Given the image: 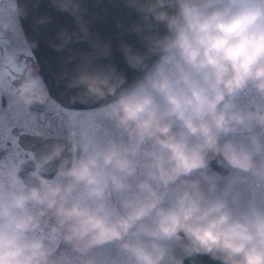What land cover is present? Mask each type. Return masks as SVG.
I'll list each match as a JSON object with an SVG mask.
<instances>
[{"label": "flooded vegetation", "instance_id": "af4514ba", "mask_svg": "<svg viewBox=\"0 0 264 264\" xmlns=\"http://www.w3.org/2000/svg\"><path fill=\"white\" fill-rule=\"evenodd\" d=\"M183 8L170 44L148 76L129 94L107 105L121 103L113 114L104 115L106 122L100 125L97 121L96 126L95 111L107 106L75 109L56 101L27 44L18 19L16 0H0V264H62L59 257L63 246L64 197L75 199L73 204L70 202L72 211L77 209L80 195L95 197L94 171L98 164L96 153L100 151L104 156V180L120 178V193L124 199L129 198L132 190L135 195L141 192L139 183L143 179L162 178V172L171 182L191 178L200 181L202 170L206 171L204 177L212 175L219 181L230 175V158L220 151L199 149L198 153L190 152L187 147L182 151L183 158L178 157L176 162L175 148L179 142L167 143L155 135L158 125L170 123L149 122L147 125L146 121L131 119L127 109L160 62L186 68L191 56L190 40L215 48L222 68L215 87L216 110L213 115L199 111L198 118L204 119L198 125L197 119L187 128H184L185 124L177 125L181 130L179 141L193 143L189 133L202 129L204 132L200 137L205 139L204 142L212 138V133L218 139L209 123L212 118L239 117L232 121L234 129L225 131L218 141L232 139L234 148H230V153L236 160L234 164L242 165L240 161L245 155L242 141L246 130L253 128L250 118L264 117V105L261 109L256 108V103L264 101V0H186ZM229 68L233 71L228 86L230 96L221 104L224 94L218 81L226 76ZM116 118L119 121L108 123ZM98 139L102 140V147L98 145ZM144 140L166 149V166L159 168L153 163L156 153L149 155L143 151ZM209 152L224 156L226 176H220L202 162L200 158ZM76 153L75 165L60 172L57 163L61 164L64 156L71 158ZM260 164L262 168L251 170V175L255 171L264 173V158ZM247 176L238 174L234 182H242L247 188ZM69 181H72L70 190L66 186ZM246 190L250 198L251 192ZM207 200L209 205L211 200ZM85 205L87 212L92 211V202L88 200ZM77 245L74 242L70 249L76 260L79 253L92 255L91 250Z\"/></svg>", "mask_w": 264, "mask_h": 264}, {"label": "rangeland", "instance_id": "374dc122", "mask_svg": "<svg viewBox=\"0 0 264 264\" xmlns=\"http://www.w3.org/2000/svg\"><path fill=\"white\" fill-rule=\"evenodd\" d=\"M190 46L191 56L185 69L177 64L171 66L159 63L154 74L137 92L139 96L135 102L127 106L131 119L146 121L147 125L149 122L185 124L184 128H187L201 115L199 111L213 115L218 103L215 87L222 68L219 53L213 47H204L192 40ZM256 105V108L261 109L264 101ZM120 106L118 102L96 110V126L97 121H100V125L106 122L104 115L113 114ZM229 116L213 117L209 122L218 139L225 131L234 129L233 122L239 118ZM250 120L253 128L245 132L242 141L245 155L239 167L234 164L236 160L230 153V148H234L232 139H222L221 142L212 133V138L204 142L205 139L200 137L204 132L202 129L189 133L193 143L178 140L175 148L176 162L179 161L178 157L183 158L182 151H186L187 147H190V152L199 153L201 149L225 153L230 158L231 170L230 175L220 181L212 175L204 177L206 171L202 170L200 181L191 178L184 182L180 180L175 185L166 180L162 172V178L143 179L139 183L141 192L135 195L132 190L129 193L130 199H124L120 193L122 181L118 177L104 180L103 151L96 153L98 164L95 166L93 181L95 197L84 198L80 195L77 199L78 207L73 211L70 208L75 199L64 197L63 246L59 257L61 263L157 264L168 251L174 250L187 237L199 234L221 244L235 264H264V173L255 171L251 175V170L262 168L264 117L252 116ZM117 121L119 118L108 123L114 124ZM98 142L102 147V140ZM142 144L143 151L149 155L158 154V157L153 156V163L157 167L166 166L168 154L164 147L148 140L142 141ZM193 156L197 157L196 154ZM238 174L250 175L247 176V188L242 182H234ZM71 183H66L68 190ZM246 189L251 192L250 198ZM202 199H210L211 203L203 209L202 215L197 216ZM88 200L93 207L90 212H87L85 205ZM178 230L184 231L183 237L177 235ZM74 242L78 243V248L91 250L92 255L79 253L76 260L70 251Z\"/></svg>", "mask_w": 264, "mask_h": 264}, {"label": "water", "instance_id": "95a60500", "mask_svg": "<svg viewBox=\"0 0 264 264\" xmlns=\"http://www.w3.org/2000/svg\"><path fill=\"white\" fill-rule=\"evenodd\" d=\"M185 1L16 0V10L50 95L68 108L96 109L116 103L148 76L178 28ZM232 74L229 68L218 81L224 94L221 104L229 99ZM179 129L160 124L155 135L176 143ZM77 159L78 153L64 156L56 166L66 172ZM200 159L220 176L228 174L221 154L209 152ZM207 205V199L199 202L198 216ZM184 234L177 231L179 237ZM229 258L221 244L197 234L157 264H233Z\"/></svg>", "mask_w": 264, "mask_h": 264}, {"label": "trees", "instance_id": "16d2710c", "mask_svg": "<svg viewBox=\"0 0 264 264\" xmlns=\"http://www.w3.org/2000/svg\"><path fill=\"white\" fill-rule=\"evenodd\" d=\"M193 180H195V179H193ZM182 181V180H181ZM179 182H180V180H174V183H175V185L176 184H179ZM184 182V181H183ZM202 182V181H201Z\"/></svg>", "mask_w": 264, "mask_h": 264}]
</instances>
